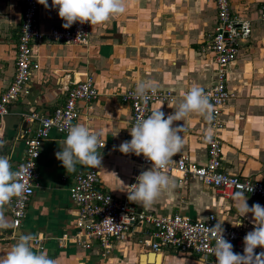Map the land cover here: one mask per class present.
<instances>
[{
	"label": "crops",
	"instance_id": "0c3cea01",
	"mask_svg": "<svg viewBox=\"0 0 264 264\" xmlns=\"http://www.w3.org/2000/svg\"><path fill=\"white\" fill-rule=\"evenodd\" d=\"M230 4L234 14L251 21V32L240 44L235 60L225 68L226 88L232 97L220 113L222 127L212 128L208 118L198 114L174 122L173 127L182 126L183 146L172 161L183 155L192 163L203 165L204 138L211 130V135L221 141L222 170L240 179L264 183V21L259 19L264 0H230ZM22 5L23 0H0V91L12 78ZM48 5L47 9L38 5L37 26L42 31L60 28L64 23L58 9L51 8V0ZM214 28L215 11L209 1L130 0L119 17L90 25L86 46L50 42L33 45L31 54L38 68L30 73L26 94L11 106L8 120H2L14 135L8 141L11 165L22 152L17 138L23 132L19 115L49 114L63 103L70 84L86 77L91 78L97 96L88 103L77 104L79 116L75 124L99 133L105 144L98 149L101 166L77 164L75 171L69 173L55 155L66 138L52 132L42 143L35 166L36 187L25 210L23 228L31 237L43 240L44 251L58 264H137L142 254L151 253L138 251L129 239L104 256L96 246L87 250L73 244L57 248L53 239L75 232L76 209L66 188L75 172L93 168L96 188L121 198L131 177L151 168L140 167L119 151L130 116L118 95L140 81H154L157 91H169L171 101L156 103L153 111L161 107L165 118L172 114L182 101V94L193 85L207 89L212 84V54L204 50V45ZM11 116L16 117L14 122H10ZM164 174L175 186L163 192L149 208L134 203L138 209L156 216L179 214L193 220L212 214L221 227L241 226L247 233L253 230L251 214L243 216L237 211L236 193L226 199L210 187L189 180L180 183L175 176ZM247 203L249 207L256 203L262 206L250 197ZM18 233L22 230L15 232ZM17 241L3 235L0 256ZM136 250V255H132L131 251L135 254ZM156 254L161 255L160 264H207L173 250Z\"/></svg>",
	"mask_w": 264,
	"mask_h": 264
},
{
	"label": "built area",
	"instance_id": "2783aa9c",
	"mask_svg": "<svg viewBox=\"0 0 264 264\" xmlns=\"http://www.w3.org/2000/svg\"><path fill=\"white\" fill-rule=\"evenodd\" d=\"M212 3L215 11V28L204 50L212 54L214 65L213 80L209 88L203 89L211 105L208 124L214 129L222 127L220 113L227 101L232 97L226 88V66L233 62L240 44L250 36L251 21L234 14L230 0H206ZM37 0H23L18 34L15 42L13 74L9 84L0 91V119L11 113V106L17 99L26 94V86L30 73L38 68L31 54L33 45L50 42L62 45L86 46L89 39L90 24H73L70 28H50L42 31L37 26ZM259 19L264 21V5L261 7ZM136 86H132L118 95L119 102L129 109L128 130L125 141H130V131L141 118H147L153 112V105L158 102L171 101L169 91H157L149 94L146 100L134 97ZM186 93V92H185ZM97 92L90 77L71 83L63 103L54 108L49 114L41 115L36 112L21 113L20 119L25 123L21 138L22 152L19 159L12 164L13 171L25 170L19 179L26 185L22 199L13 198L5 206L10 216V237L21 227L26 207L36 187V161L40 154L42 143L50 133L66 138L65 121L75 124L79 111V102L88 103L94 100ZM101 141V140H100ZM206 160L203 165H197L186 156H178L169 163L164 173L173 175L178 182L194 181L216 190L222 197L228 199L233 193L245 192L250 198L257 199L264 206V183L248 181L231 176L222 170L221 141L211 135L204 138ZM104 143L101 141L102 148ZM125 155V154H124ZM135 161L140 167H151V162L135 154L125 155ZM30 171V176L27 172ZM141 172H136L127 185L124 197H114L110 193L96 188L97 175L92 168L74 173L66 192L70 202L75 207L73 234H64L53 239L57 248L73 244L84 250L96 246L101 255L112 252L121 242L131 241L138 251L160 253L162 248H168L180 254L192 255L209 264H216L213 248L215 237L208 231L216 225L212 214L205 215L201 220L189 219L179 214L156 216L138 209L129 202L127 192L131 185L137 183ZM249 187L253 188L248 192ZM110 219V220H106ZM224 238L233 245L234 253L243 254V240L247 232L241 226L222 227ZM145 237L146 240L137 239ZM37 252L44 251L43 240L33 237L30 241ZM264 249L257 248L256 254Z\"/></svg>",
	"mask_w": 264,
	"mask_h": 264
},
{
	"label": "clouds",
	"instance_id": "9594fccd",
	"mask_svg": "<svg viewBox=\"0 0 264 264\" xmlns=\"http://www.w3.org/2000/svg\"><path fill=\"white\" fill-rule=\"evenodd\" d=\"M37 2L46 9L49 7L48 0ZM129 3L130 0H51V8L58 9V16L64 22L62 27L68 29L75 23L81 25L89 23L92 27L101 25L123 14ZM157 87L154 81H140L133 95L146 100L150 93L155 94ZM182 95L183 99L176 111L165 118V113L160 107L147 118L139 119L129 132L131 140L119 146L122 154L143 155L151 162V168L143 171L136 178L137 183L128 187L129 202L149 208L163 192L170 191L175 186L164 174V170L183 146V137L180 135L182 126L173 127L174 122L182 121L193 114L210 118L211 105L203 88L193 85ZM65 127L66 139L60 146V151L55 154L65 171L69 173L75 171L77 164L101 166L102 156L98 154L101 146L100 134L90 131L83 124H72L70 120L65 121ZM208 135L211 136V130ZM23 174H25L23 168L20 171H13L9 158L0 156V229L11 226L4 214L5 206L10 204L13 198L22 199L24 196L26 185L19 179ZM27 175L30 176V171ZM247 191L252 192L253 188L249 187ZM235 199L238 212L243 216L251 214L253 230L245 235L244 251L243 254H239L234 253L233 245L224 238L221 224L217 223L211 229L207 228L215 237L213 253L216 264H264V251L255 253L257 248L264 249V206L256 203L249 207L245 192H237ZM32 239L31 236H21L5 255L0 256V264H58V261L50 258L46 251H35L30 243Z\"/></svg>",
	"mask_w": 264,
	"mask_h": 264
},
{
	"label": "water",
	"instance_id": "95a60500",
	"mask_svg": "<svg viewBox=\"0 0 264 264\" xmlns=\"http://www.w3.org/2000/svg\"><path fill=\"white\" fill-rule=\"evenodd\" d=\"M4 118L0 119V156H6L8 157V154H9V150H8V141L14 137V135L10 132V126H7L6 124L3 123V120ZM25 128V123H22L21 125V130H24ZM7 129H9V132L7 131ZM6 130V133H4ZM4 135V138H3V135ZM13 135V136H12ZM22 134L21 135H18V138H21ZM10 231H11V226L8 227V228H5V229H0V238L3 236V235H6L7 237L10 236ZM15 238L16 239H19L22 235L20 233L18 234H14ZM157 255V254H154V253H148L146 254L145 256H149V255ZM140 258V256H139ZM138 258V260H139ZM137 264H140V262L138 261Z\"/></svg>",
	"mask_w": 264,
	"mask_h": 264
},
{
	"label": "rangeland",
	"instance_id": "374dc122",
	"mask_svg": "<svg viewBox=\"0 0 264 264\" xmlns=\"http://www.w3.org/2000/svg\"><path fill=\"white\" fill-rule=\"evenodd\" d=\"M4 119H7L8 120V117H4ZM9 120H10V122H14L15 120H16V117H9ZM9 122V121H8ZM37 162V161H36ZM39 179H41V176H39ZM23 222H24V219L22 220V224H21V227H20V229L22 230V236H30V235H28L27 233H26V231L24 230V228H23ZM137 239H142V240H146V238L145 237H137ZM129 240H131V241H135V239L133 238V237H130L129 236ZM132 249V248H131ZM161 251L163 252V253H166V252H172V250H170V249H168V248H162L161 249ZM134 253L135 254H133V252L131 251V254L132 255H136V253H137V250L136 251H134ZM200 259V258H199Z\"/></svg>",
	"mask_w": 264,
	"mask_h": 264
},
{
	"label": "bare ground",
	"instance_id": "6f19581e",
	"mask_svg": "<svg viewBox=\"0 0 264 264\" xmlns=\"http://www.w3.org/2000/svg\"><path fill=\"white\" fill-rule=\"evenodd\" d=\"M160 260H161V255H150V256H145L142 254V258H140V264H152V263H156V264H160Z\"/></svg>",
	"mask_w": 264,
	"mask_h": 264
},
{
	"label": "flooded vegetation",
	"instance_id": "af4514ba",
	"mask_svg": "<svg viewBox=\"0 0 264 264\" xmlns=\"http://www.w3.org/2000/svg\"><path fill=\"white\" fill-rule=\"evenodd\" d=\"M4 214H5V216L7 217V219H8V221H9V223H10V216H9V213H8V211L6 210V208L4 209Z\"/></svg>",
	"mask_w": 264,
	"mask_h": 264
}]
</instances>
